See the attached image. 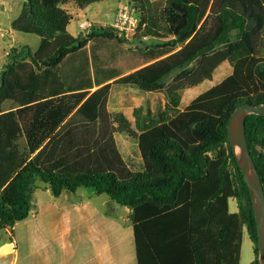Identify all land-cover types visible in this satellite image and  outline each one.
Listing matches in <instances>:
<instances>
[{
	"label": "trees",
	"instance_id": "trees-1",
	"mask_svg": "<svg viewBox=\"0 0 264 264\" xmlns=\"http://www.w3.org/2000/svg\"><path fill=\"white\" fill-rule=\"evenodd\" d=\"M28 1L13 20L12 28L41 39L39 49L32 52L27 48V55L38 70L43 67L44 70L26 71L25 64L18 60L6 63L0 74V229L12 228L29 217L39 182L46 184L54 196L86 187L97 194H107L132 210L138 264H240L243 240L240 220L254 242L255 258L251 264H259L255 214L229 141L228 123L242 104L264 103V91L253 99L246 90L258 83L255 72L262 67L259 64H264V56H260L253 39L256 36L248 29L247 17L232 6L237 0L221 9L216 27L204 39L199 37L202 30L197 27L208 4L201 7L197 0H168L164 15L166 30L175 37L170 42L171 48L191 39L178 54L118 80L142 90L163 88V81L171 72L185 71L193 60L208 57L220 43L230 44L228 53L236 60L233 75L198 96L171 124L150 120L147 123L138 111L134 126L121 113L109 115L116 125L114 131L136 140L143 156L138 168L122 158L112 129L106 132L104 142L94 144L79 141L70 134H64L55 144L48 140L72 108L70 111L66 108L64 96H56L64 92L58 86H53L52 94L58 98L48 97L44 101L47 78L68 55L82 51L93 37L115 36L109 31L92 32L84 38L71 35L68 26L72 17L64 5L74 1L84 8L103 0ZM119 1L143 11L148 7V0ZM254 1H262L264 10V0ZM141 19L140 27L149 22L143 34L154 36L157 32L151 25L155 27L158 23L151 15L141 14ZM231 35L240 40L232 42ZM255 53L260 57H253ZM216 59L203 63L204 76H212L220 63ZM108 91L109 84L89 96L80 92L70 96L75 97V105L81 103L80 112L96 121L102 116ZM174 100L178 103L177 97ZM10 101L17 106L6 110L4 105ZM245 126L264 187V116L249 115ZM21 137L27 142L25 146L18 144ZM72 141L74 144H70ZM228 159L234 189L228 186L225 169ZM230 197L238 201L237 212L229 210Z\"/></svg>",
	"mask_w": 264,
	"mask_h": 264
},
{
	"label": "rangeland",
	"instance_id": "rangeland-1",
	"mask_svg": "<svg viewBox=\"0 0 264 264\" xmlns=\"http://www.w3.org/2000/svg\"><path fill=\"white\" fill-rule=\"evenodd\" d=\"M230 1L233 0H197L201 7L208 4L206 14L197 27V30H202L199 36L201 39L207 37V33L212 30L211 28L216 27L217 15ZM167 3L168 0H148V7L144 11L119 0L98 1L84 8H80L74 1H69L64 5V8L68 10L72 17L68 26L71 35L84 38L92 32L103 34V31H109L114 33L115 36L113 38L105 35L93 37L82 51L68 55L47 78L44 101L48 97L55 100L64 96L66 108L69 111L72 108L65 121L50 135L48 140L51 141L49 143L59 142L58 140L64 134L75 136V139L87 144L104 142L106 132L112 129L116 146L122 158L129 165L133 167L137 165L138 168L142 164L143 156L137 148L136 140L114 131L116 125L109 117L111 113L123 114L132 126L135 125L137 120L136 111L141 113L142 118L147 123L150 120V122L157 121L159 124H171V120L182 115L198 96L210 88L222 84L235 73V70H237L236 60L231 59L228 53L230 44L220 43L209 53L208 57L200 56L193 60L185 68V71L184 69H177L171 72L164 79L163 88L142 90L118 82L121 77L140 68L163 60L175 53L178 54L191 39L189 38L185 44H177L176 47L171 48L170 42L175 37L172 33L167 32L165 28L164 9ZM26 4H29L28 0H0V74L6 63H13L18 60L25 64L24 70L26 71L33 69L37 72H43L44 70V67L38 70V67L31 62L30 57L27 55V48L31 49L32 52L39 49L41 39L37 35L17 32L12 28L13 20L18 17ZM125 4L132 8L139 24L142 20L141 14L144 17H150L151 15L158 23V26L155 27L151 25L157 33L152 37L143 34L149 22L143 23L141 27L139 25L140 29L138 28L127 34H123L117 29L114 26L115 18L120 6ZM262 4V1L257 2L254 0H237V2L232 3L233 7L247 17L248 29L256 36L253 39L257 42L256 46L260 56H264V31L262 30L264 10ZM231 40L232 42H238L240 38L231 35ZM162 42L164 43L158 46ZM165 43L167 44L164 45ZM12 48H15V50H12ZM162 52L167 53L163 54ZM214 56L220 59V63L215 67L211 77L204 76L202 70L205 66L203 63L208 64V59L209 62H215L217 59ZM260 56L255 53L253 57ZM261 65L262 67L255 72L258 83L251 84L246 88L253 99L264 91V64H259L258 67ZM255 70H257V67ZM245 74H248V71ZM107 84H109V91L103 102L102 116L96 121H91L79 111L81 103L75 105V97H71L70 94H79L80 92L88 93L89 96ZM53 86H58V89L60 88L64 92L58 93L56 95L58 97L52 96L54 94ZM174 97H177L178 103H175ZM4 106L6 110H10L15 109L17 105L10 101ZM47 141L45 144H48ZM18 144L25 146L27 142L25 138L21 137ZM70 144H74V142L72 141ZM223 150L227 154L226 145L223 146ZM225 169L228 175V186L234 189L230 159H228ZM227 189L230 191V187ZM91 191L93 190L90 188L80 187L76 193L65 190L61 196H54L51 191H46V184L39 182L34 192V207L36 204L41 207L39 208V216L43 218V223L46 221L54 222L52 221L55 220L54 218L65 216L67 212L71 211L72 205L67 202L70 197L79 196L81 198L82 195H87ZM105 198L110 197L102 193L101 198L94 197L92 200L100 202ZM113 202L117 204L115 201ZM228 204L230 212L238 211V201L235 197H230ZM35 215L31 214L30 217ZM74 219L77 220V218ZM240 224L243 236L240 264H251L255 258L254 242L242 220H240ZM123 233L127 236L128 231L124 230ZM76 234H79L77 240L81 244L83 226ZM128 237L124 245L130 241V236ZM128 244L124 246L125 250L128 249ZM132 262L134 264L133 260Z\"/></svg>",
	"mask_w": 264,
	"mask_h": 264
},
{
	"label": "crops",
	"instance_id": "crops-1",
	"mask_svg": "<svg viewBox=\"0 0 264 264\" xmlns=\"http://www.w3.org/2000/svg\"><path fill=\"white\" fill-rule=\"evenodd\" d=\"M93 192L66 200L72 205L71 211L54 218V222L46 221L45 225L39 216L41 207L36 204L35 211L30 212L35 216L0 229V264H133L132 260L138 264L132 210L110 198L92 200L102 197ZM81 226L79 244L76 232Z\"/></svg>",
	"mask_w": 264,
	"mask_h": 264
},
{
	"label": "water",
	"instance_id": "water-1",
	"mask_svg": "<svg viewBox=\"0 0 264 264\" xmlns=\"http://www.w3.org/2000/svg\"><path fill=\"white\" fill-rule=\"evenodd\" d=\"M251 114L264 116V103L246 102L236 108L229 119L228 136L251 196L257 224L258 260L259 264H264V187L249 148L245 126Z\"/></svg>",
	"mask_w": 264,
	"mask_h": 264
},
{
	"label": "built area",
	"instance_id": "built-area-1",
	"mask_svg": "<svg viewBox=\"0 0 264 264\" xmlns=\"http://www.w3.org/2000/svg\"><path fill=\"white\" fill-rule=\"evenodd\" d=\"M131 7L128 5H121L119 12L115 18V27L119 29L123 34L134 32L139 28V22Z\"/></svg>",
	"mask_w": 264,
	"mask_h": 264
}]
</instances>
